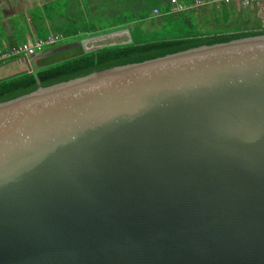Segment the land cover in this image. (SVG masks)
Returning <instances> with one entry per match:
<instances>
[{
	"label": "water",
	"instance_id": "95a60500",
	"mask_svg": "<svg viewBox=\"0 0 264 264\" xmlns=\"http://www.w3.org/2000/svg\"><path fill=\"white\" fill-rule=\"evenodd\" d=\"M0 264H264V34L0 102Z\"/></svg>",
	"mask_w": 264,
	"mask_h": 264
},
{
	"label": "trees",
	"instance_id": "16d2710c",
	"mask_svg": "<svg viewBox=\"0 0 264 264\" xmlns=\"http://www.w3.org/2000/svg\"><path fill=\"white\" fill-rule=\"evenodd\" d=\"M169 2L170 0L168 3H162L158 6V15L153 16L155 5L148 4L139 12H134L133 15L123 18L118 26L119 28L121 26L130 27L133 38L130 43H110L88 52H84L82 46H75L70 55H61L63 52L46 54L60 46L62 42L49 46L41 55L37 56L31 71L0 81V102L29 93L40 86L67 81L113 66L141 62L200 45L264 34L263 24H244L224 30H202L197 24L194 8L174 13L170 11ZM193 2L194 0H188L185 3ZM230 4L216 5L222 7L221 11L227 16ZM145 23H148L149 26H145ZM118 26H90L85 29L79 27L71 32L66 31L61 34L64 38L77 41L101 34V31L102 33L111 32ZM14 59L1 62L0 67L6 66L11 61L14 62ZM20 67L25 68L24 65H20Z\"/></svg>",
	"mask_w": 264,
	"mask_h": 264
},
{
	"label": "crops",
	"instance_id": "0c3cea01",
	"mask_svg": "<svg viewBox=\"0 0 264 264\" xmlns=\"http://www.w3.org/2000/svg\"><path fill=\"white\" fill-rule=\"evenodd\" d=\"M169 0H0V51L11 49L27 41L44 39L53 33L71 32L75 28L90 26L116 27L121 24L125 16L149 5L158 8ZM181 1V0H180ZM188 0H183L187 2ZM195 1V0H194ZM223 8L206 2L196 8L195 18L202 30L233 29L239 25H264V4H254L243 7L237 2L228 6L229 14L225 16ZM154 16V14H153ZM145 26H149L145 23ZM130 27H117L120 30ZM112 30V31H115ZM131 33V31H130ZM84 34V33H82ZM101 34L102 31H101ZM99 35V34H97ZM132 35V34H131ZM87 38V37H86ZM118 38L115 43L128 39L127 34L113 37ZM111 39V38H110ZM73 45L62 50H51L56 53L70 50L79 46ZM97 42V41H96ZM93 41H87L91 46ZM71 44V43H70ZM46 53V54H47ZM36 60V59H35ZM22 66L12 62L0 67V72L12 67ZM20 68V67H19Z\"/></svg>",
	"mask_w": 264,
	"mask_h": 264
},
{
	"label": "built area",
	"instance_id": "2783aa9c",
	"mask_svg": "<svg viewBox=\"0 0 264 264\" xmlns=\"http://www.w3.org/2000/svg\"><path fill=\"white\" fill-rule=\"evenodd\" d=\"M206 2L215 3L217 5L237 2L243 7H249L254 4H264V0H195L193 3L190 4L180 0H170L169 5H170V11L176 13L186 10L188 8L196 9L201 5L205 4ZM153 14L158 15L159 9L154 8ZM63 39L64 36L62 34L53 33L44 39L27 41L18 46H14L11 49L0 51V63L22 55H26V56L41 55L47 46L58 44Z\"/></svg>",
	"mask_w": 264,
	"mask_h": 264
},
{
	"label": "rangeland",
	"instance_id": "374dc122",
	"mask_svg": "<svg viewBox=\"0 0 264 264\" xmlns=\"http://www.w3.org/2000/svg\"><path fill=\"white\" fill-rule=\"evenodd\" d=\"M235 27V26H234ZM116 41V40H118V38H115V39H113V38H111V39H105V40H102V41H97V42H93L92 44L93 45H96V44H101V43H107V42H111V41ZM73 40L71 39V38H64L63 39V41H61L62 43H61V45L60 46H62V45H64V44H70V43H73L72 42ZM77 41H79V40H77ZM76 42V41H75ZM58 47V46H57ZM47 49L49 48V46H47L46 47ZM46 48H45V50H46ZM63 53H61V55H70V54H72L73 53V50L71 49V50H68V51H62ZM39 56V55H38ZM20 66H17V67H12V68H9V69H6V70H3V71H1L0 72V77H2V76H5V75H8L9 73H11V72H15V71H18V70H20V69H22L21 67L19 68Z\"/></svg>",
	"mask_w": 264,
	"mask_h": 264
},
{
	"label": "clouds",
	"instance_id": "9594fccd",
	"mask_svg": "<svg viewBox=\"0 0 264 264\" xmlns=\"http://www.w3.org/2000/svg\"><path fill=\"white\" fill-rule=\"evenodd\" d=\"M17 58V57H16Z\"/></svg>",
	"mask_w": 264,
	"mask_h": 264
},
{
	"label": "flooded vegetation",
	"instance_id": "af4514ba",
	"mask_svg": "<svg viewBox=\"0 0 264 264\" xmlns=\"http://www.w3.org/2000/svg\"><path fill=\"white\" fill-rule=\"evenodd\" d=\"M60 43V42H59Z\"/></svg>",
	"mask_w": 264,
	"mask_h": 264
}]
</instances>
